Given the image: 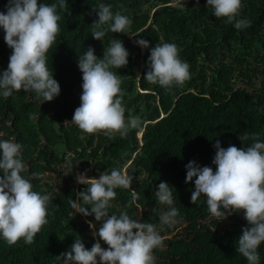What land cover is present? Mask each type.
Masks as SVG:
<instances>
[{
  "label": "trees",
  "instance_id": "trees-1",
  "mask_svg": "<svg viewBox=\"0 0 264 264\" xmlns=\"http://www.w3.org/2000/svg\"><path fill=\"white\" fill-rule=\"evenodd\" d=\"M7 3L0 0V12L6 13ZM66 3L65 9H57L60 32L46 53L60 94L43 103L34 92L23 89L9 98L0 95V140L22 145L21 158L27 168L22 175L34 191L52 197L47 223L32 244L21 238L9 245L0 237V264H59L63 257L57 256L70 251L76 239L91 249L99 237L93 236L87 221H93L97 231L100 222L94 214L75 213L68 201L88 187L76 181L77 174L87 170V176L98 178L113 168L127 170L133 182L130 189H115L109 216L127 212L133 219L157 226L164 246L153 250L155 264H248L236 251L243 227L249 226L243 211L218 221L209 213L204 194L191 203L194 182H185V165L196 161L215 171L212 160L217 140L223 148H244L251 141L242 142L239 135L255 132L264 142V0H241L237 18L247 19L251 25L239 30L226 23L225 17L217 18L207 0H182L183 8L173 6L176 0ZM100 3L111 4L114 14L120 12L132 20L126 33L108 31L103 41L92 37L90 25L98 19L92 7ZM4 35L0 28V74L7 69L12 53ZM141 38L149 41V48L136 43ZM113 39H120L129 52L125 67L110 69L121 80L119 98L125 118L132 115L142 121L123 138L118 133L109 138L103 131L89 134L71 121L81 103L78 56L92 46L102 58ZM163 42L175 43L179 58L189 64L190 78L169 90L143 79L151 47ZM34 172L41 178H34ZM160 182L169 184L172 206L179 210V223L162 230L159 217L169 206L160 204L155 195ZM132 190L139 199L129 207ZM99 242L108 248L103 240ZM258 252L259 264H264V242ZM97 261L99 264V257Z\"/></svg>",
  "mask_w": 264,
  "mask_h": 264
},
{
  "label": "clouds",
  "instance_id": "clouds-1",
  "mask_svg": "<svg viewBox=\"0 0 264 264\" xmlns=\"http://www.w3.org/2000/svg\"><path fill=\"white\" fill-rule=\"evenodd\" d=\"M173 6L183 8L184 4L176 0ZM207 6L214 9L217 18L225 17V22L238 30L251 25V21L237 18L241 0H207ZM5 7L6 13L0 12V28L4 30V40L12 53L7 69L0 74V95L9 98L14 91L23 89L34 92L42 103L52 101L61 88L47 65L46 53L60 32L58 21L61 17L57 9H65L66 0L52 4L38 3V0H8ZM111 9V4L104 3L92 7L98 16L90 25L94 39L103 41L108 31L126 33L130 28L132 20L120 12L114 14ZM136 43L142 49L149 48L146 39H138ZM179 51L175 43L163 42L151 47L143 79L165 90L173 85L182 86L190 73L189 64L179 58ZM128 56L120 39L110 41L102 58L95 55L92 46L78 56V68L82 72L81 103L71 121L80 130L89 134L103 131L109 138L118 133L123 138L130 129L141 126L138 117L129 115L126 120V109L119 98L122 96L121 80L110 70L125 67ZM29 116L35 119L34 114ZM238 139L251 143L244 148L235 145L223 148L219 140L215 142L212 160L215 171L210 166L189 161L185 165V182H194L191 203L195 204L204 194L209 213L218 221L243 211L249 226L243 227L236 251L248 264H259L258 248L264 242V142H260L255 132H245ZM21 148L19 143L0 140V171L3 172L0 176V237L9 245L21 238L29 245L34 242V236L47 223V205L52 199L50 194L34 191L30 180L22 175L27 168L21 158ZM86 171L77 174L75 179L88 187L76 193V199H69L68 203L75 213L85 217L94 214L95 221L100 222L98 231L93 221L87 223L93 236L103 240L108 248H103L97 240L87 249L81 239H76L71 250L61 253L57 259L63 257V264H98L97 257L99 264H155L153 250L164 246V237L157 226L133 219L127 212L109 216L110 202L116 197L115 189H130L133 176L119 168H113L110 173L102 172L98 178L87 176ZM32 176L41 178L40 173L34 172ZM155 195L160 204L169 206L159 217L161 230L165 226L172 228L179 223V210L172 206L171 187L167 182H160ZM138 199V192L132 190L129 207Z\"/></svg>",
  "mask_w": 264,
  "mask_h": 264
},
{
  "label": "rangeland",
  "instance_id": "rangeland-1",
  "mask_svg": "<svg viewBox=\"0 0 264 264\" xmlns=\"http://www.w3.org/2000/svg\"><path fill=\"white\" fill-rule=\"evenodd\" d=\"M46 3H48V1H46ZM139 139L138 140H140V137H138ZM59 264H63V262H61V263H59Z\"/></svg>",
  "mask_w": 264,
  "mask_h": 264
}]
</instances>
